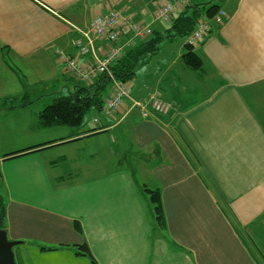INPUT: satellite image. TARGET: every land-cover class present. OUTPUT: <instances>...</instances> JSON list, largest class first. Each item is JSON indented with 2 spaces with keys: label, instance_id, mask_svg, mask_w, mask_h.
Instances as JSON below:
<instances>
[{
  "label": "crops",
  "instance_id": "crops-1",
  "mask_svg": "<svg viewBox=\"0 0 264 264\" xmlns=\"http://www.w3.org/2000/svg\"><path fill=\"white\" fill-rule=\"evenodd\" d=\"M193 2L227 12L194 48L204 73L184 65L186 40L162 45L131 83L135 100L158 93L170 113L144 118L127 99L112 116L90 113L82 131L95 132L71 137L39 129L38 113L97 74L79 81L58 52L96 66L113 44L90 25L111 10L165 32L157 2L0 0V71H13L9 59L25 78L42 75L32 89L46 88L0 95V200L8 238L21 243L16 264H90L77 254L84 244L97 264H264V0ZM10 97L32 104L7 109ZM5 139L19 145L5 153ZM146 187L160 193L164 228Z\"/></svg>",
  "mask_w": 264,
  "mask_h": 264
},
{
  "label": "trees",
  "instance_id": "trees-1",
  "mask_svg": "<svg viewBox=\"0 0 264 264\" xmlns=\"http://www.w3.org/2000/svg\"><path fill=\"white\" fill-rule=\"evenodd\" d=\"M218 10L219 8L216 5L197 4L192 0L184 11L176 15L172 24L165 32L159 33L153 31L150 38L138 42L134 48L125 51L123 57L110 68V74L121 83L131 84L138 76L139 70L145 66L150 59L160 53L163 42H173L178 37L188 38L200 19H211ZM194 48L195 47L189 44L184 46L182 61L186 68L195 72L204 73V62L195 52ZM110 74H97L95 80L90 84L77 86L73 92L54 98L38 113L37 127L42 130L66 127L73 130L71 137L95 132L97 129H93L89 132L82 131L87 125L85 123V118L92 112L96 115L103 114L104 104L112 86ZM30 104H32V102L27 97L20 100L10 97L3 103L4 107L7 109H14L16 107L24 108ZM29 151H33V148L12 153L6 157L14 158ZM145 192L149 195L155 206L158 225L164 228L166 223L159 191L146 187ZM0 230H5V209L1 200ZM76 250L77 254L90 258L92 264H97L87 244L79 246Z\"/></svg>",
  "mask_w": 264,
  "mask_h": 264
},
{
  "label": "built area",
  "instance_id": "built-area-1",
  "mask_svg": "<svg viewBox=\"0 0 264 264\" xmlns=\"http://www.w3.org/2000/svg\"><path fill=\"white\" fill-rule=\"evenodd\" d=\"M191 1L166 0L155 8L153 18L158 21H170L175 15L184 11ZM226 18L227 12L219 9L213 18L200 19L192 34L188 36L187 44L193 47L203 44L212 31L213 23L222 26ZM90 31L95 37L102 38L110 44H113L110 50L101 59L97 60L96 66H84L77 58L58 52V58L64 70L84 83L90 82L91 76L94 73L110 74V68L123 57L126 48H134L138 42L150 38L153 34V29L149 24L135 22L132 16L125 15L118 10L98 14L91 22ZM127 33L130 34V38H128L124 46L114 45ZM79 50L81 55L89 53V49L83 46ZM110 77L112 78V93L106 98L103 108L104 115H114L120 110L127 99L132 101L133 108L141 110L144 118L150 117L151 113L161 116L170 113L172 109L171 105L160 94L154 93L149 95L146 102L135 100L132 97V86L130 83H121L111 74ZM97 121L99 120L94 118L93 124Z\"/></svg>",
  "mask_w": 264,
  "mask_h": 264
},
{
  "label": "rangeland",
  "instance_id": "rangeland-1",
  "mask_svg": "<svg viewBox=\"0 0 264 264\" xmlns=\"http://www.w3.org/2000/svg\"><path fill=\"white\" fill-rule=\"evenodd\" d=\"M164 1H166V0H155V2H157L156 7L161 5ZM198 1L202 2V3H208L210 0H197V2ZM203 11H204V8H203ZM175 17H176V15L174 16V18ZM173 19H171L170 21L159 20V22H162V23L158 22L156 24V27L160 26L162 31H165V29L170 27V25L173 22ZM186 40H187V37H178L175 39L174 45H171L172 43L168 42V41L163 42L162 45L169 47V48L174 50L180 44L183 45V43H185ZM5 60L8 62L9 66L12 68L13 71H0V95H2L4 93H9L12 95H20L21 93H23V94L28 93L29 95L39 93L41 95L42 93H44L43 91H45L46 88L41 89V90H40V88H36V89L31 88L33 86V84H35V83H38L37 86H39V85L43 86V82L33 83L34 79L35 80L42 79V75L40 76L36 72L28 70V71H24V73H27V75H28V76H26L27 78H25L22 74L23 72L18 70L17 65L13 64L9 59H5ZM25 88H26V90L28 88H30V89L28 91H26V90H24ZM24 91H25V93H24ZM147 100H148V98H147ZM85 123L87 125L91 123V115L90 114L85 118ZM15 133L18 134L17 130H15ZM9 138H10V136H9ZM16 145H19V144H13V142L11 140L5 139V153H9L11 151H14L11 149L16 147ZM89 263L92 264L91 260H89Z\"/></svg>",
  "mask_w": 264,
  "mask_h": 264
},
{
  "label": "water",
  "instance_id": "water-1",
  "mask_svg": "<svg viewBox=\"0 0 264 264\" xmlns=\"http://www.w3.org/2000/svg\"><path fill=\"white\" fill-rule=\"evenodd\" d=\"M19 244L9 240L6 230H0V264H16L14 248Z\"/></svg>",
  "mask_w": 264,
  "mask_h": 264
}]
</instances>
